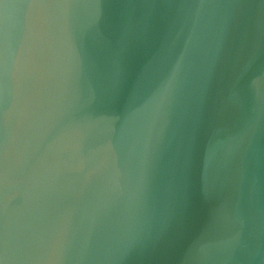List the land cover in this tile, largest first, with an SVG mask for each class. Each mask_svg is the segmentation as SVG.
Here are the masks:
<instances>
[{"label":"water","instance_id":"obj_1","mask_svg":"<svg viewBox=\"0 0 264 264\" xmlns=\"http://www.w3.org/2000/svg\"><path fill=\"white\" fill-rule=\"evenodd\" d=\"M0 264H264V0H0Z\"/></svg>","mask_w":264,"mask_h":264}]
</instances>
